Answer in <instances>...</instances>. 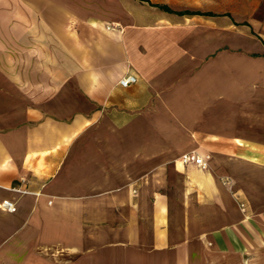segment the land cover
Here are the masks:
<instances>
[{
	"label": "crops",
	"instance_id": "obj_1",
	"mask_svg": "<svg viewBox=\"0 0 264 264\" xmlns=\"http://www.w3.org/2000/svg\"><path fill=\"white\" fill-rule=\"evenodd\" d=\"M4 1L0 264H264V0Z\"/></svg>",
	"mask_w": 264,
	"mask_h": 264
},
{
	"label": "rangeland",
	"instance_id": "obj_2",
	"mask_svg": "<svg viewBox=\"0 0 264 264\" xmlns=\"http://www.w3.org/2000/svg\"><path fill=\"white\" fill-rule=\"evenodd\" d=\"M0 6V52L5 50L9 53L7 55L0 53V65H5L8 68L14 67V64L19 60L24 58L27 63L30 62L29 56H21L13 54L15 49L19 48V45L15 43L14 37L16 33H19L20 27L19 23L15 21V15L17 10L20 11V8L15 6ZM8 3H10L8 1ZM4 73V72H3ZM15 70L8 69L6 71L7 78H14ZM18 73H21L20 71ZM29 72H24L28 74ZM30 74V73H29Z\"/></svg>",
	"mask_w": 264,
	"mask_h": 264
},
{
	"label": "built area",
	"instance_id": "obj_3",
	"mask_svg": "<svg viewBox=\"0 0 264 264\" xmlns=\"http://www.w3.org/2000/svg\"><path fill=\"white\" fill-rule=\"evenodd\" d=\"M135 82H136V78L133 75H126V76L122 77L118 83L121 87L125 88L131 84H134ZM180 160L183 164H194L200 168L206 167L205 159L202 156L197 155V154L192 153V152L182 155ZM240 207L243 208V205L240 204ZM0 208L4 211L10 212V213L15 212V210H16L15 204L9 200H3L0 203Z\"/></svg>",
	"mask_w": 264,
	"mask_h": 264
},
{
	"label": "trees",
	"instance_id": "obj_4",
	"mask_svg": "<svg viewBox=\"0 0 264 264\" xmlns=\"http://www.w3.org/2000/svg\"><path fill=\"white\" fill-rule=\"evenodd\" d=\"M164 9H167L168 10V8H164Z\"/></svg>",
	"mask_w": 264,
	"mask_h": 264
}]
</instances>
